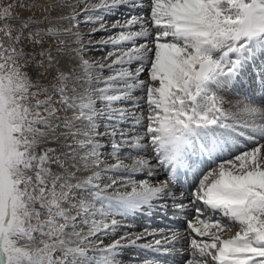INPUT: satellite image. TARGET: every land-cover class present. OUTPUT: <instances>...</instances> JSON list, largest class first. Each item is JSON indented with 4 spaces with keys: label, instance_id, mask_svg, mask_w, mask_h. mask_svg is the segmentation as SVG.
I'll return each mask as SVG.
<instances>
[{
    "label": "snow or ice",
    "instance_id": "obj_1",
    "mask_svg": "<svg viewBox=\"0 0 264 264\" xmlns=\"http://www.w3.org/2000/svg\"><path fill=\"white\" fill-rule=\"evenodd\" d=\"M0 23V264H264V0H13ZM190 213L187 238L127 230Z\"/></svg>",
    "mask_w": 264,
    "mask_h": 264
},
{
    "label": "rangeland",
    "instance_id": "obj_2",
    "mask_svg": "<svg viewBox=\"0 0 264 264\" xmlns=\"http://www.w3.org/2000/svg\"><path fill=\"white\" fill-rule=\"evenodd\" d=\"M9 2H13V0H0V7L5 6V5H6L7 3H9ZM91 2L95 3V2H99V0H91ZM122 11L124 12L125 15H128V14H129L127 9H122ZM24 14H25V15H28L27 10L24 11ZM54 15H55V13H54ZM121 19H123V17H121ZM2 26H3V24L0 23V27H2ZM114 31H115V30H114ZM101 35H103V34H98V35L95 37V39L99 40V39L101 38ZM107 50H108V49H102V48L94 49L93 52H92V54H91V58H94V59H96V60H99V59H101V57H102L103 55L106 54V51H107ZM124 163H125V164H129V165H131L132 160H130V159H125V160H124ZM125 175H126V174H125ZM160 177H161V176H160ZM133 178H136V179H140V178H143V179H149V178L146 176V174H143V175H142V174H137V175L134 176ZM161 178H162V177H161ZM151 179L153 180V182H155V179H156V178L153 177V178H151ZM127 191H131V189L128 188ZM130 231L133 232V233H136V234H139V233L141 232V230L138 229V227H137V228H134V229H131ZM229 235H230V234H229ZM229 235H228V236H229ZM126 256H127V259L125 260V264H130V262H131L133 259H138L137 252H135V249H134V248L131 249V250H128V251L126 252Z\"/></svg>",
    "mask_w": 264,
    "mask_h": 264
},
{
    "label": "bare ground",
    "instance_id": "obj_3",
    "mask_svg": "<svg viewBox=\"0 0 264 264\" xmlns=\"http://www.w3.org/2000/svg\"><path fill=\"white\" fill-rule=\"evenodd\" d=\"M185 234H187V233H185Z\"/></svg>",
    "mask_w": 264,
    "mask_h": 264
}]
</instances>
